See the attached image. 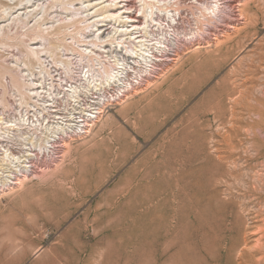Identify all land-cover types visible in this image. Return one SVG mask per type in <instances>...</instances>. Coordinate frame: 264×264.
<instances>
[{"label": "rangeland", "instance_id": "obj_1", "mask_svg": "<svg viewBox=\"0 0 264 264\" xmlns=\"http://www.w3.org/2000/svg\"><path fill=\"white\" fill-rule=\"evenodd\" d=\"M20 1L0 0L8 111L13 64L36 62L25 56L35 20L3 21ZM224 1L225 22L192 8L163 62L131 72L146 77L129 89L94 92L101 115L1 186L0 264H264V0ZM41 2L39 18L64 29L48 39L71 54L81 25Z\"/></svg>", "mask_w": 264, "mask_h": 264}, {"label": "bare ground", "instance_id": "obj_2", "mask_svg": "<svg viewBox=\"0 0 264 264\" xmlns=\"http://www.w3.org/2000/svg\"><path fill=\"white\" fill-rule=\"evenodd\" d=\"M52 1L70 18L63 19L68 22L67 28L82 26L68 33L75 44L71 54L63 43L55 44L48 39L47 35L63 33L64 29L55 21L48 23L39 18L45 2L23 0L3 9V21L21 22L29 17L35 20L32 26L28 23L35 33L25 56L28 59L33 56L36 62L27 60L13 64L22 71L19 79H12L15 96L11 93V97L15 106L9 111L6 94L0 87V190L1 186L13 184L16 178L13 180V176L20 168L29 169L28 173L41 154H54L57 143L53 146V141L57 137L83 128V123L90 122L94 116L98 118L103 106L100 104L106 101L103 103L100 99L93 103L87 100L89 96L107 88L129 89L135 75L130 78L131 72L137 73L138 67V73L151 70L163 62L160 55L170 49L171 41L178 45L183 39L180 38L182 32L174 28L178 22L177 12L182 8L177 0H136L135 8L127 0ZM203 3L202 16L206 21L218 15L226 5L224 0ZM203 3L200 6L203 7ZM76 14L80 16L77 19ZM6 26L3 24L1 28ZM54 67L60 70V83L58 78L55 80ZM62 73L69 74L65 84ZM144 77L146 74H139L140 79ZM137 80L135 75L134 83L139 82Z\"/></svg>", "mask_w": 264, "mask_h": 264}, {"label": "built area", "instance_id": "obj_3", "mask_svg": "<svg viewBox=\"0 0 264 264\" xmlns=\"http://www.w3.org/2000/svg\"><path fill=\"white\" fill-rule=\"evenodd\" d=\"M178 1V4H182V8L179 10V12H177V20L178 22L174 24V28L176 31H184V27H183V23H184V20L189 17L192 13L191 12V9L192 8H199L201 3L203 2H206L208 0H177ZM211 2H214V1H219V0H210ZM126 2L130 3V0H127ZM223 2V1H222ZM225 8V9H224ZM223 11H220L219 12V19L222 21V22H225L226 20V16H228L227 14H229L226 10V6L223 5ZM207 27H205V30H204V33L210 35L211 32L213 31L212 27L210 25H206ZM198 34V33H196ZM197 36V35H196ZM182 37H184V35H182ZM182 39V38H181ZM180 42V41H179ZM173 48V46H170V49ZM170 49H168V51H170ZM166 53H168L167 51L164 52L163 55H160L161 57H165ZM167 56V55H166ZM160 57V59H161ZM163 61V60H162ZM131 80H134V78L132 77ZM145 80V79H144ZM143 80V81H144ZM142 82V80H141ZM136 84H138V82H135ZM115 93V92H114ZM109 94V97L112 96V94L108 93ZM122 96V94L118 95V99ZM121 99V98H120ZM81 120V119H80ZM79 131L76 133L78 135ZM75 135V134H74ZM60 140L59 142L57 143V148L55 149V153L53 154L51 152V156H49L48 153H46V155L43 156V154L40 155L39 157V160L34 162V165L33 167L35 166V164L39 161H43L44 160V157H48L49 159H55L59 153V146L58 144H60ZM58 149V150H57ZM58 151V152H57ZM33 171V170H32ZM31 171V172H32Z\"/></svg>", "mask_w": 264, "mask_h": 264}]
</instances>
